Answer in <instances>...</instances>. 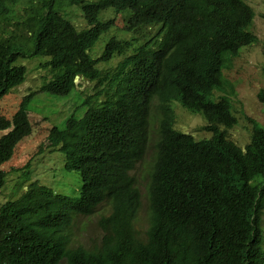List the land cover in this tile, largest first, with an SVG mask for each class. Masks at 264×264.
<instances>
[{
    "label": "trees",
    "instance_id": "obj_1",
    "mask_svg": "<svg viewBox=\"0 0 264 264\" xmlns=\"http://www.w3.org/2000/svg\"><path fill=\"white\" fill-rule=\"evenodd\" d=\"M16 4L0 0V98L23 81L26 69L16 62L24 57L47 58L40 66L51 79L40 92L67 95L79 77L93 82L95 93L83 101L81 117H67L43 139L45 148L64 155L66 170L77 172L78 196L33 181L2 203L0 264H264V126L246 117L251 132L243 148L228 137L237 120L228 101L234 88L223 73L241 48L258 41L249 30L251 7L243 0H30L27 17L9 23ZM68 7L81 12L87 28L66 18ZM107 10L125 14L123 30L135 38L110 37L92 59L89 50L115 25L114 18L100 19ZM5 25L19 34L5 35ZM136 39L141 43L132 49ZM120 55L111 71L98 69ZM214 91L224 95L208 100ZM31 96L10 119L0 114V130L7 131L0 136V166L38 124L28 114ZM257 98L264 107V87ZM154 99L158 139L141 237L130 173L145 152ZM172 102L201 113L200 130L210 138L175 131ZM4 178L0 169V188ZM104 203L110 214L99 219L101 245L69 248L73 219Z\"/></svg>",
    "mask_w": 264,
    "mask_h": 264
},
{
    "label": "rangeland",
    "instance_id": "obj_2",
    "mask_svg": "<svg viewBox=\"0 0 264 264\" xmlns=\"http://www.w3.org/2000/svg\"><path fill=\"white\" fill-rule=\"evenodd\" d=\"M29 1L17 0V4L13 6L14 14L10 17L9 23L21 22L27 17L26 11ZM243 1L253 11L252 26L249 30L256 35L258 41L253 45L241 48L237 56L232 58L229 68L223 72L234 88V94L228 95V101L237 120L236 125L227 132V135L241 148L249 141L251 132L246 117L264 126V107L257 98L258 91L264 87L262 73L264 69V0ZM66 14V18L78 30L87 28V23L77 8H66ZM111 18L115 19L113 29L100 35L95 45L88 52L92 59L100 56L110 37L123 40L135 38L132 34L123 30L125 14H115L113 11L107 10L100 16L101 20ZM5 31V35L10 32L15 34L20 32L9 25H5ZM140 43L139 39L132 41V49L138 47ZM130 52L126 51L125 55H129ZM125 55L115 56L105 63L100 62L98 69L111 71ZM46 60L47 58L44 57L19 58L16 65L25 67L26 75L24 74V79L20 84L0 98V114L10 119L18 109L20 100L32 94L27 104V110L30 117L38 122L30 135L17 144L18 147H15L11 159L0 166V169L5 172L4 185L0 188V205L5 201L18 198L25 191L28 184L33 181L50 188L55 193L72 198L78 196L80 182L77 172L66 170L64 155L58 150L52 151V148H45L43 139L51 127H62L67 117L75 116L79 118L83 115L86 108L83 101L89 97L93 99L92 96L95 93L94 83L83 78H76L75 87L67 95L58 96L40 92L39 89L42 84L51 79L49 71L40 66ZM222 95H224L222 92L214 91L208 100L216 101ZM171 108L175 115L173 124L175 131L191 135L195 140L210 138V133L200 130L206 124L201 113H190L178 102H172ZM6 132L0 130V136ZM157 139L158 103L154 99L149 108L145 152L130 173L139 193L140 206L135 218L134 228L141 237L144 236L147 229V185ZM24 171H27L28 176H25ZM109 214L110 208L104 203L99 205L91 215L76 216L66 231L69 240L67 246L69 248L82 247L85 249L99 247L103 237L102 230L99 227V219ZM261 229L264 241V211L261 217ZM59 264H67V262L61 260Z\"/></svg>",
    "mask_w": 264,
    "mask_h": 264
},
{
    "label": "clouds",
    "instance_id": "obj_3",
    "mask_svg": "<svg viewBox=\"0 0 264 264\" xmlns=\"http://www.w3.org/2000/svg\"><path fill=\"white\" fill-rule=\"evenodd\" d=\"M99 65V64H98ZM98 65H97V67H98ZM77 78H79V77H77ZM87 81V80H86Z\"/></svg>",
    "mask_w": 264,
    "mask_h": 264
}]
</instances>
